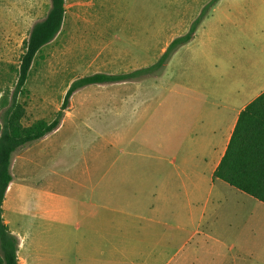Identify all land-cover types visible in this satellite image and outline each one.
<instances>
[{
  "label": "rangeland",
  "instance_id": "1",
  "mask_svg": "<svg viewBox=\"0 0 264 264\" xmlns=\"http://www.w3.org/2000/svg\"><path fill=\"white\" fill-rule=\"evenodd\" d=\"M92 1L99 20L88 30L109 26L115 49L142 58L139 62L158 55L166 38L179 32L181 22L200 6L199 0ZM49 3L50 0H0V101L5 99L6 107L15 90L29 25L45 18ZM71 25L69 15L65 30L42 48L33 63L27 92L18 98L26 108L24 125L38 119L52 121L75 80L98 72L129 70L110 66L111 59L98 55L100 43L81 49L71 37ZM12 27L19 30L13 32ZM162 71L145 73L135 80L148 82ZM119 87L93 84L76 91L64 111L62 126L47 135L43 143L33 142L14 154V177L7 191L5 211L12 209L13 227L24 243L20 255L27 258L28 264H145L134 254V246L142 236L147 208L154 202L161 181L145 179V175L136 177L134 164L142 159L147 163L151 148L142 149L132 143L146 132L120 130L121 100L104 95L119 91ZM150 103L129 102L131 107L139 108ZM6 107L0 105V124ZM228 189L221 204H210L198 234L167 244L168 252L149 264H264V211L254 207L259 203L254 198ZM244 204L249 206L247 214L254 211L256 233L250 244L253 253L237 260L231 240V215ZM23 206L29 209L25 217L21 214ZM237 222L239 218L233 224ZM210 230L215 239L204 238L203 233Z\"/></svg>",
  "mask_w": 264,
  "mask_h": 264
},
{
  "label": "crops",
  "instance_id": "2",
  "mask_svg": "<svg viewBox=\"0 0 264 264\" xmlns=\"http://www.w3.org/2000/svg\"><path fill=\"white\" fill-rule=\"evenodd\" d=\"M67 1L65 19L56 38L65 30V20L70 15L72 39L81 49L100 43L98 55L111 59L110 66L129 68L106 74H122L155 64L175 38L188 32V26L212 0H199V10L181 22L179 32L166 38L158 55L145 62H139L142 58L130 53L123 54L121 49L116 50L109 36V26L88 30L99 20L92 0H71L70 4ZM36 23L28 24L29 34ZM83 27L87 28L82 32ZM11 30L16 32L19 28L12 27ZM108 84L120 86L119 91L104 94L121 100L118 106L120 130L146 132L142 139L132 143L142 149L151 148L149 162L144 163L146 159H142L134 164L136 177L144 178L145 175V179L161 181L154 193V202L147 208L149 214L144 217L142 236L136 239L134 246L137 258L149 264L168 252L167 244L189 240L198 234L207 220L210 204H221L230 192L228 188H234L215 178V172L227 151L241 112L264 93V0H218L198 26L193 40L173 54L161 75L148 82L134 79ZM165 87V92L147 91ZM132 100H150L151 103L141 104L143 108L139 105L131 107L129 102ZM64 121L65 118L60 127ZM45 138L49 136L40 143ZM7 198L8 192L3 204V219L19 239V264H28L27 258L20 255L24 243L13 227L12 209L5 211ZM257 201L259 203L254 207L264 211V203ZM248 210L249 206L244 204L236 207L231 215V240L237 260L253 253L250 244L256 233L255 214L253 210L247 214L245 211ZM21 212L25 217L29 209L23 206ZM237 216L240 222L233 224ZM214 217L218 219L216 215ZM263 224L262 221V227ZM203 236L215 239L212 230L204 232ZM124 239L127 241L126 237Z\"/></svg>",
  "mask_w": 264,
  "mask_h": 264
},
{
  "label": "trees",
  "instance_id": "3",
  "mask_svg": "<svg viewBox=\"0 0 264 264\" xmlns=\"http://www.w3.org/2000/svg\"><path fill=\"white\" fill-rule=\"evenodd\" d=\"M217 2L218 0H212L205 6L189 31L175 38L152 66L131 73H95L81 77L68 88L62 106L52 121L38 119L24 125L26 108L18 98L27 92L26 84L36 57L43 47L56 38L65 19V0H50L47 16L32 27L28 39L24 42V53L17 68V82L11 103L6 107L7 101L5 99L0 101L2 108L6 107L4 122L0 124V264H19V239L10 231L3 219V204L13 181L11 165L14 154L28 144L55 132L62 123L64 111L69 107L71 97L81 88L93 84L134 80L145 73L151 75L161 72L173 54L193 40L198 26ZM215 178L264 203V93L241 112L227 151L215 172Z\"/></svg>",
  "mask_w": 264,
  "mask_h": 264
}]
</instances>
